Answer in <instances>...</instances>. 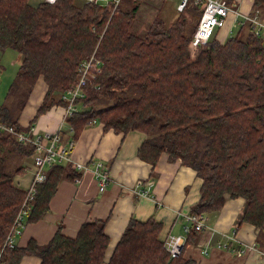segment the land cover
Here are the masks:
<instances>
[{"label":"trees","instance_id":"1","mask_svg":"<svg viewBox=\"0 0 264 264\" xmlns=\"http://www.w3.org/2000/svg\"><path fill=\"white\" fill-rule=\"evenodd\" d=\"M121 3L113 9L111 2L88 0L43 1L37 6L29 0H0V51L13 48L22 54L9 101L0 105V121L25 128L18 115L41 74L48 88L37 115L65 104L61 93L76 81L80 62L97 46L102 71L88 80L85 97L77 100L86 108L67 117L70 140L75 142L95 119L105 129L145 132L138 149L141 159L156 164L167 152L170 160L181 159L202 179L191 212L220 210L226 194L244 197L235 228L243 221L252 223L259 229L258 247L264 250V36L240 25L224 42L215 36L199 42L194 32L203 8L194 0L171 25L156 16L140 35L132 30L139 6ZM253 9L264 17V0H253ZM130 86L138 95L127 94ZM104 99L112 102L97 106ZM34 123L35 118L30 125ZM10 151L30 156L34 148L0 131L1 264H19L25 254L39 255L40 264H196L184 250L169 257L160 238L162 223L154 216L131 217L108 259L106 219L85 221L75 237L65 235L60 224L44 244L30 239L25 246L4 245L26 196L25 188L14 182L15 173L25 166L8 170ZM68 165L72 167L67 162L51 166L37 182L26 221L44 216L61 179L77 178L68 173ZM199 235L191 225L184 248Z\"/></svg>","mask_w":264,"mask_h":264},{"label":"crops","instance_id":"2","mask_svg":"<svg viewBox=\"0 0 264 264\" xmlns=\"http://www.w3.org/2000/svg\"><path fill=\"white\" fill-rule=\"evenodd\" d=\"M43 1L53 0H29L34 6ZM233 3V7L237 6L242 11H251L253 8V0H233ZM197 4L203 8L201 3ZM238 27L234 15L231 14L226 23L217 28L214 36L224 42ZM47 88L48 84L41 74L27 96L18 120L27 127L35 118L33 125L39 131H54L62 127V139L68 142L72 136V128L66 118L64 119L66 103L55 104L37 115ZM77 107L80 110L86 108L82 102H78ZM145 137L146 133L137 129L126 133L112 128L105 129L103 122L98 119L86 126L73 144L72 155L75 160L86 163L88 168L78 170L73 165V168L68 165V173H76L77 178L61 179L51 198L49 210L37 221H26L21 232L14 237L15 244L25 246L30 239L44 244L51 239L60 224L65 235L75 237L85 221L106 219L105 230L110 237L106 250L108 259L131 217L145 220L154 216L162 223L161 239L169 234H184L187 221L185 214L200 197L202 179L195 168L183 164L181 159L170 160L167 152L161 153L156 164L141 159L138 149ZM12 155L19 163L17 166H25L22 172L15 173L14 182L27 188L34 175L33 154H21L17 157L16 153ZM97 160L103 161L110 173V179L103 190L100 189L93 171ZM49 169L50 167L47 172ZM245 205L244 197H231L226 194L225 203L220 210L206 212V222L211 229L207 233L201 232L195 243L186 245L184 255L195 259L196 264L263 263L264 254L257 250L250 249L242 254L236 252L238 248L243 249L255 242L259 231L247 221L241 222L235 228ZM232 230H236V238L229 240L224 233ZM219 241H231L230 249L218 247ZM204 247H207L206 253L203 251ZM40 262L39 255L25 254L19 264Z\"/></svg>","mask_w":264,"mask_h":264},{"label":"built area","instance_id":"3","mask_svg":"<svg viewBox=\"0 0 264 264\" xmlns=\"http://www.w3.org/2000/svg\"><path fill=\"white\" fill-rule=\"evenodd\" d=\"M54 1V0H53ZM99 4L113 3V9L118 5L121 0H88ZM189 0H179L177 3V9L183 11ZM196 3L203 5V10L198 21V25L194 32V38L199 42H207L215 34V29L223 26L226 23L228 17L235 13L234 19L236 25L251 26V31L257 36H264V19L260 17L258 10L247 14L241 10H233V6L228 0H194ZM102 71L101 60L93 52L86 58H84L78 67V75L76 81L71 84L67 89L61 93V99L66 101L65 117H67L77 107V100L83 98L85 95V86L89 79ZM7 131L11 133L15 138L23 143L30 144L34 148L32 170L34 171L33 179L28 185L26 190V196L21 204L19 211L17 212L9 233L6 237L4 245L13 246L15 244L14 237L19 234L24 227L27 219L28 212L31 207V201L36 193V184L46 178L47 169L55 164L70 162L76 169L85 170L88 168L86 163L77 161L74 159L73 153V141L64 142L62 139V127H58L54 131H39L33 124L25 128H16L13 125L6 124L0 121V131ZM93 171L99 183L101 190L106 188V185L110 179V173L107 166H104L103 161L97 160L93 165ZM186 224L184 226V234H169L163 239L164 247L167 252L175 257L184 250L185 240L187 232L191 225H194L200 232L207 233L211 227L206 222V213H193L191 211L185 214ZM227 239H235L236 230H232L230 233H224ZM231 241H219L218 247H226L230 249ZM209 244V242H208ZM207 244V245H208ZM254 249L264 254V250L258 247L255 242L247 245L245 248H238L237 254L245 253L246 251ZM203 251L207 252V247H204ZM1 264V262H0ZM264 264V261L263 263Z\"/></svg>","mask_w":264,"mask_h":264},{"label":"rangeland","instance_id":"4","mask_svg":"<svg viewBox=\"0 0 264 264\" xmlns=\"http://www.w3.org/2000/svg\"><path fill=\"white\" fill-rule=\"evenodd\" d=\"M121 1H122L121 4L131 7V8L136 5L139 6L137 10L136 19L132 25V30L140 35L144 34L147 31L151 22L156 16L163 17L166 20V24L171 25L178 15L182 13L185 14L186 12L185 10L184 12V11H179L177 9V3L179 0H121ZM230 4L233 5L232 3ZM233 8H234L233 10H238V11L240 10L237 8V6ZM256 10L259 11L260 17L264 19L259 9L252 8L251 11H243V12H246L247 14H251V12H255ZM232 15H235L233 11H232ZM216 30L217 28L215 29V31ZM96 48L94 49V51L96 50ZM21 57H22L21 52L13 48H7L6 50L0 51V63H1V66H0V105L3 103L5 104L9 101V97H7V94L9 92L10 86L15 81ZM127 94L136 96L138 95V91L136 88L130 86L129 90H127ZM111 102H112L111 100L104 99L103 101L99 102L97 106H103ZM12 151L7 153V169L8 170H11L13 167L19 164L16 160H14V156L10 155ZM17 156L19 155L16 153V157ZM169 257H172V256L169 254Z\"/></svg>","mask_w":264,"mask_h":264},{"label":"bare ground","instance_id":"5","mask_svg":"<svg viewBox=\"0 0 264 264\" xmlns=\"http://www.w3.org/2000/svg\"><path fill=\"white\" fill-rule=\"evenodd\" d=\"M85 95H86V91H85ZM85 95L83 97H85Z\"/></svg>","mask_w":264,"mask_h":264}]
</instances>
